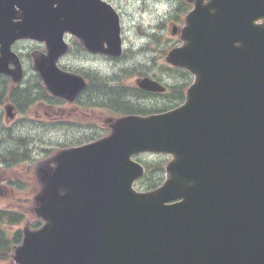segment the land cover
<instances>
[{
  "label": "water",
  "instance_id": "obj_1",
  "mask_svg": "<svg viewBox=\"0 0 264 264\" xmlns=\"http://www.w3.org/2000/svg\"><path fill=\"white\" fill-rule=\"evenodd\" d=\"M193 1L182 44L166 56L194 76L185 102L121 117L108 135L38 167L31 212L43 223L25 224L13 262L264 264V0ZM107 7V52L119 55V23ZM70 23L88 38L85 22ZM44 82L53 93V78ZM139 84L165 89L150 78ZM146 151L171 159L163 184L139 191L144 167L131 156Z\"/></svg>",
  "mask_w": 264,
  "mask_h": 264
},
{
  "label": "flooded vegetation",
  "instance_id": "obj_2",
  "mask_svg": "<svg viewBox=\"0 0 264 264\" xmlns=\"http://www.w3.org/2000/svg\"><path fill=\"white\" fill-rule=\"evenodd\" d=\"M27 1L0 0V182L5 183L4 186H0V197L3 199L6 196L2 188L6 191L10 190L12 194L16 193L15 190L7 188L8 171L22 173L21 166L13 168L7 166V157H22L24 163L31 165L33 170L46 159L43 156L41 158L33 156L38 152L40 138L31 133L42 130L48 125L60 128L59 131L62 133L73 132L78 125L80 127L78 131L85 135L84 139L81 138V142L78 143L77 140H71L68 144L59 145L57 149L89 142L107 134L110 124L116 117L126 114L147 115L168 109L165 107L157 110L155 108L158 105L152 107L150 104L155 105L159 97L161 100L175 98L173 90L180 93L179 99L184 100L191 82L189 77L168 82L167 80L173 79V76L167 71L164 72L165 75L159 77L145 70H125V64H121L125 63L122 57L115 58L103 52L87 49L73 32H60L59 26H66L68 16L65 19L60 15L62 8L56 0H39L35 9L28 6ZM174 1H179L181 7L189 3L186 0ZM69 3V20L71 18L75 23L77 11L95 9V12L99 13L104 3L112 5L119 14L121 34L125 41L124 20L130 13L126 4L133 5L138 3V0H95L94 2L69 0ZM169 19L170 13L160 18L157 26L155 22L149 23L150 32L143 31L142 36L150 40L151 36L157 33L156 28L160 30L159 26L162 22ZM99 23L106 25L107 16L105 21L102 15L90 18L87 25L88 36L94 42L99 41L100 43L96 42L98 45L106 47V33L98 35L95 34L96 30H91L92 25L96 26ZM176 34H179L178 31L174 35ZM60 45H67L68 49L56 60V65L63 71L80 75L87 83L86 87L71 100L63 88L58 89L56 95L49 94L43 76L36 66L37 64L46 67L48 65L46 56L50 48ZM137 51L148 57L153 49L148 42H145L137 48ZM116 62H119L116 70L108 72L107 65ZM130 65H134V62L131 61ZM146 77L159 81L166 86V90L154 92L139 87L140 79ZM108 90L119 93V96L122 92L123 95L129 96L130 100L122 96L111 100L106 97V93L103 94ZM144 100L148 102L139 103ZM66 114L70 116L69 120H64ZM27 127L34 130L28 131ZM98 129L99 133H97ZM8 141L13 144H8ZM37 188L38 186L33 187L35 190ZM11 201L14 206L33 204L31 199Z\"/></svg>",
  "mask_w": 264,
  "mask_h": 264
},
{
  "label": "rangeland",
  "instance_id": "obj_3",
  "mask_svg": "<svg viewBox=\"0 0 264 264\" xmlns=\"http://www.w3.org/2000/svg\"><path fill=\"white\" fill-rule=\"evenodd\" d=\"M130 3V2H129ZM126 4V7L129 10V15L125 16V23L124 26V39H125V45H126V56L124 58V61H128L129 59H133L134 65H138V70H145L150 73H154L156 76L162 77L163 69H167L164 67V65H167L165 62V54L168 49H170L173 46H176L181 43V40L179 39L178 34L173 35L171 33V30L173 29L172 26H181L183 24V17L187 12V8H183L180 6L179 1L174 0H138V3ZM182 8V9H179ZM172 10V11H171ZM170 13V19L167 21L162 22V24L159 26L160 30L156 28L157 33L151 36V39L144 38L142 36L143 31H148L149 23L155 22L156 26L159 24V19L165 16L166 14ZM143 24H145L143 26ZM140 27L142 29H138ZM141 31V32H140ZM153 37V38H152ZM145 42H148L151 49H153V52L149 54V56H145L141 51L137 52V48H140L142 44ZM151 42V43H150ZM146 63V64H145ZM124 64V63H121ZM107 71H111L114 67H118V64L113 65H107ZM163 68V69H162ZM115 70V68H114ZM168 72L171 73L173 76V81L180 80L182 78V74H180L181 69H174L171 68ZM165 75V74H164ZM171 79H168V82H172ZM112 92V91H111ZM110 94L108 92H103V94ZM123 98L130 100V97L127 95H123L122 92L120 94ZM180 93H177L175 98L167 100V98H163L161 100V97L158 98V100L155 102L156 104H150V106L155 107L158 105L157 109H163V108H169V107H175L178 104L181 103L182 99H179L178 96ZM104 96V95H102ZM110 96V95H109ZM121 96H119L121 98ZM178 98V99H177ZM167 100V101H166ZM145 102H148L146 100L140 101V104H144ZM69 115L66 114L64 116V120H69ZM69 125V124H68ZM80 127L78 125L75 126V130L73 132L66 131L65 133L60 132V128L54 127L52 125L44 126L42 130H36L35 133H31L33 135H37L40 138V141L38 143L39 149L38 152H36L33 156L37 158H41L42 156L44 158L47 157V153L44 151V149L47 148H58L59 145H64L70 143L71 140H80L85 135L81 131H78ZM27 130H34V128L27 127ZM99 129L97 130V133H99ZM84 139V138H83ZM8 144L12 145L13 143L11 141H8ZM169 156L163 155V154H140L136 157L137 160L141 161L142 163L149 164L150 168L148 172L141 177L139 180L135 183V188L138 190H150L156 186H159L163 183L165 179V172H161L158 169L154 168V165L157 163H161V167H163L166 162L169 160ZM28 163H23L22 169H25L24 165H27ZM20 174L14 173L13 175H8L11 178H16ZM4 186L5 183L0 182V186ZM7 188L12 189L10 186L7 185ZM17 191V189H13ZM2 191L6 197L1 198L3 200L0 201V208H6L10 210H16V211H25L27 213L26 220H32L33 215L29 212V205L26 206H14L11 204V200L15 199H25V196L31 195L32 192L29 190L27 191H19L14 192L12 194L9 191H6V189L2 188ZM26 221H24L21 226L24 225Z\"/></svg>",
  "mask_w": 264,
  "mask_h": 264
},
{
  "label": "trees",
  "instance_id": "obj_4",
  "mask_svg": "<svg viewBox=\"0 0 264 264\" xmlns=\"http://www.w3.org/2000/svg\"><path fill=\"white\" fill-rule=\"evenodd\" d=\"M107 92L110 93L106 94V97L109 99L113 100V98H119V93L115 91L111 92V90H108ZM18 162L19 160L17 158L7 159L8 166H13ZM23 175L24 177L18 176L17 178L13 179L10 178L8 183L10 185L24 188L27 182L33 177L30 170ZM24 219V212L0 208V264H14L11 261V254L13 247L21 241L22 232L20 225ZM40 224V220L35 219L32 221L33 227L39 226Z\"/></svg>",
  "mask_w": 264,
  "mask_h": 264
}]
</instances>
